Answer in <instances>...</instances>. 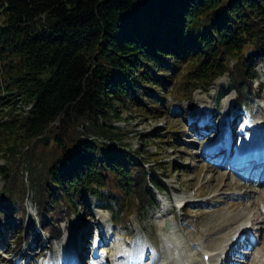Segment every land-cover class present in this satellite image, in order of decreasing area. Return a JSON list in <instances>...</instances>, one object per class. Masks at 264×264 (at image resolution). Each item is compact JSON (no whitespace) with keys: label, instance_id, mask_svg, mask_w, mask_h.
Instances as JSON below:
<instances>
[{"label":"trees","instance_id":"trees-1","mask_svg":"<svg viewBox=\"0 0 264 264\" xmlns=\"http://www.w3.org/2000/svg\"><path fill=\"white\" fill-rule=\"evenodd\" d=\"M258 61L264 0H0V116L7 117L0 122L1 157H14L20 143L47 144L55 131L43 177L30 168L38 221L21 218L17 248L27 238L43 248L60 239L66 215L80 206L93 216V197L96 206L113 210L114 203L122 213L132 202L154 205V189H169L155 169L148 173L138 151L70 136V127L87 121L118 141L120 132L106 122L132 109L159 116L164 92L183 67L185 99L229 72L241 104ZM0 170L8 187L11 169ZM14 204L2 205L16 213Z\"/></svg>","mask_w":264,"mask_h":264},{"label":"rangeland","instance_id":"rangeland-1","mask_svg":"<svg viewBox=\"0 0 264 264\" xmlns=\"http://www.w3.org/2000/svg\"><path fill=\"white\" fill-rule=\"evenodd\" d=\"M251 48L249 46L245 52L249 54ZM234 66V60H231L230 67L234 69ZM185 70L183 67L178 72L174 85L170 84L164 92L159 116L132 109L120 113L119 117L112 116L106 122L115 133L120 132L118 141L96 134L87 121L76 123L67 132L76 138L98 137L116 147L124 144L126 148L138 151L145 158L141 161L148 173L152 175L151 170L155 169L169 188L167 191L154 189L155 204L152 206L132 202L130 205L134 206L129 205L120 213L114 203L113 210L96 206L93 197L90 208L93 216L87 219L80 206L77 212L66 215L59 223L62 230L60 239L55 238L53 243L46 241L43 248L32 238L27 242V236L23 235L24 240L27 238L26 245L24 243L17 248L15 231L21 218L25 216L38 221L39 197L31 181L30 168L34 176L40 174L43 177L44 164L49 163L54 154L55 131L48 135L47 144L35 140L25 145L20 143L19 151L11 159L0 154V166L10 168L13 179L7 187L4 173L0 170V209L4 210L6 207L2 204L11 200L16 207V213L6 208L10 214L8 218L0 213V264H114L119 260L131 264H155L160 255L161 240L152 216L162 207V202L168 203L169 211L182 224V231L194 239L206 233L208 224L221 221L239 209L246 208L255 214L256 201L261 199V194L264 195V178L256 177L260 171L255 168L253 171L244 169L251 174L247 176L237 173L238 170H233L230 164L235 163L237 156L239 159L243 153L249 151V155L264 146V142L254 143L258 133L264 134V61L254 65L251 73L255 78L250 81L248 97L241 104L238 90L230 86L232 75L229 72L209 85L194 88L185 99L182 73ZM222 88L228 91L221 97ZM6 118V115L0 116V122ZM166 135L171 141L151 140ZM228 137L234 144L230 154L225 152L212 156L213 149ZM218 171L220 177L211 178ZM176 196L182 198V208ZM233 202L236 203L230 206ZM247 228L251 243L241 245L239 249L250 252H234L233 257L242 261L225 259L219 264H255L256 251L264 249V213H256Z\"/></svg>","mask_w":264,"mask_h":264},{"label":"bare ground","instance_id":"bare-ground-1","mask_svg":"<svg viewBox=\"0 0 264 264\" xmlns=\"http://www.w3.org/2000/svg\"><path fill=\"white\" fill-rule=\"evenodd\" d=\"M218 82L219 79L216 81V83ZM225 126L227 127V125ZM256 139L254 140L255 144L257 142H264L263 132L258 133ZM233 146L234 144L232 138L228 137L225 142L215 148L213 147L214 153L212 156L225 152H229L230 154ZM255 151L256 152L249 155L243 153L239 159L237 156L234 161L239 160V163H236L235 161V163L232 164L231 162L230 164L233 170L237 169V173L245 175L248 174L247 176H250V172H247L244 169L256 168L260 171L258 179L264 178V146L263 148H257ZM220 175L221 174H219L218 171L216 174H213L211 178L217 179L220 177ZM250 193L251 190L248 191V194ZM260 197L261 199L256 201L257 207L255 214L264 213V199H262L264 195L261 194ZM175 199L180 204L183 201L179 196H176ZM235 203L236 202L231 203L230 206L234 205ZM161 204L162 207L152 216V219L159 230V237L161 239L160 255L155 264H219L222 261H225V259L231 262H236V260L240 261L241 259L234 258L232 255L234 252H238V254L239 252L241 254H243V252L247 253L248 249H242L240 251L239 248H241V245H248L251 243V240L249 241V236L247 235V226L251 223L252 217L255 216V214H251V210L248 211L246 208L239 209L233 215L228 217L225 216L221 221L216 220L210 225L208 224L207 228H205L206 233L201 234L198 238L194 239L191 234L182 231L183 226L181 223L176 221L174 218L175 216L171 214L172 211H169L170 207L168 206V203L166 204L165 202H162ZM260 218L261 217L258 216V219ZM166 221L169 223L168 228H164L163 226ZM254 256L256 259L255 264H264V249H258ZM155 259L156 256L154 257V261ZM114 264H131V262L128 263L124 262V260H119Z\"/></svg>","mask_w":264,"mask_h":264},{"label":"water","instance_id":"water-1","mask_svg":"<svg viewBox=\"0 0 264 264\" xmlns=\"http://www.w3.org/2000/svg\"><path fill=\"white\" fill-rule=\"evenodd\" d=\"M168 226H169V223L167 222V223H166V228H168Z\"/></svg>","mask_w":264,"mask_h":264},{"label":"snow or ice","instance_id":"snow-or-ice-1","mask_svg":"<svg viewBox=\"0 0 264 264\" xmlns=\"http://www.w3.org/2000/svg\"><path fill=\"white\" fill-rule=\"evenodd\" d=\"M207 259V258H206Z\"/></svg>","mask_w":264,"mask_h":264}]
</instances>
